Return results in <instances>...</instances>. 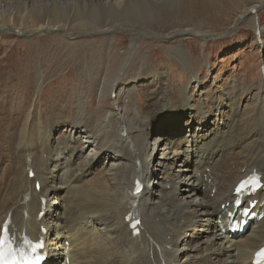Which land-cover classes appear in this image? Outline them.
Segmentation results:
<instances>
[{"label":"bare ground","instance_id":"6f19581e","mask_svg":"<svg viewBox=\"0 0 264 264\" xmlns=\"http://www.w3.org/2000/svg\"><path fill=\"white\" fill-rule=\"evenodd\" d=\"M2 1L0 34L29 36L39 22L38 30L51 31L53 26L67 38L80 35L74 24L79 12L72 20L67 13L68 8L79 9L81 1L90 16L99 7L114 16L136 7L127 6L131 0ZM183 1L189 8L193 0ZM36 5L42 8L40 19L32 15ZM256 8L236 10L246 17ZM87 21L90 28H99L96 32L111 31L96 18ZM10 23L17 30L7 29ZM176 45L173 52L183 56ZM136 50L133 45L131 55ZM48 52L54 54L53 49ZM143 73L150 89L144 118L139 112L126 113L121 83L110 82L115 109L93 126L81 108L70 124L63 122L66 133L60 140L54 137L62 123L57 118L48 125L33 118L27 127L23 113L13 110V99L1 101L0 232L10 215L12 234L42 235L46 264H251L254 251L264 245V218L243 234L224 232L223 227L228 228L226 213L235 208L237 182L253 170L264 181V79L257 85L259 97L252 111L248 103L241 108L239 93L233 92L229 112L216 101L209 119V110L195 106L188 86L174 91L166 70L153 71L148 65ZM7 75L0 73V78ZM103 91L102 85L99 93ZM167 132L176 133L171 143L165 141ZM176 143L178 150L170 158L167 145ZM31 169L35 176L30 178ZM97 172L104 175L101 181L90 175ZM136 180L144 183L140 195L134 194ZM256 198L254 211L264 214V190ZM129 213L142 219L138 236L132 235Z\"/></svg>","mask_w":264,"mask_h":264},{"label":"rangeland","instance_id":"374dc122","mask_svg":"<svg viewBox=\"0 0 264 264\" xmlns=\"http://www.w3.org/2000/svg\"><path fill=\"white\" fill-rule=\"evenodd\" d=\"M84 4L81 1L77 10L75 6L68 8L67 20L79 12L74 24L80 35L73 38L63 36L53 26L51 31L38 30L39 22L37 27L31 26L34 33L29 36L19 32L0 34V73L8 74L0 78V105L7 98L13 99L16 106L13 110L23 113L27 127L33 118L46 125L54 118L70 124L81 108L87 112L86 121L97 125L115 109L116 93L114 87L107 85L110 82L115 86L121 83L126 113L127 110L128 114L139 112L144 118L150 89L143 72L148 65L153 71L166 70L172 76L174 91L188 86L195 106H206L209 119L214 117L216 101L229 112L228 98L233 92L239 93L241 108L248 103V111L254 109L255 99L259 97L256 88L264 78V0H193L189 8H185L183 0H131L127 6L136 7L118 16L102 7L90 16L83 10ZM253 5H257V12L253 14V10L246 17H239L237 7ZM41 9L36 5L32 14L35 19L42 18ZM87 18H96L101 27L111 31L96 32L99 28H90ZM255 22L259 24L263 43L256 40ZM7 29L17 30V27L10 23ZM196 31L198 36L193 33ZM176 44L183 49V56L173 52ZM133 45L137 50L131 55ZM51 49L54 54L50 55ZM70 51L68 56L66 53ZM32 53L39 57L32 58ZM102 85L105 91L100 94ZM62 123L55 139L60 140L66 133ZM175 134L167 132L165 141L171 143ZM167 146L171 147L172 158L179 146L177 143ZM90 175L97 181L104 176L98 172ZM153 181L158 187L159 183ZM53 236L54 232L52 238L56 237ZM182 245L180 242L177 251Z\"/></svg>","mask_w":264,"mask_h":264},{"label":"snow or ice","instance_id":"6c2138e0","mask_svg":"<svg viewBox=\"0 0 264 264\" xmlns=\"http://www.w3.org/2000/svg\"><path fill=\"white\" fill-rule=\"evenodd\" d=\"M251 179L255 181L256 183H259L260 181L259 176H253ZM8 244H9V241L7 239V236L5 235L3 239H0V264H32V262L28 260V258L24 256L23 254H21L20 256H13L12 259H9L8 255L11 252H14L15 249L9 248L8 253H6L5 246ZM258 256L264 257V249H262L261 252L258 253Z\"/></svg>","mask_w":264,"mask_h":264}]
</instances>
